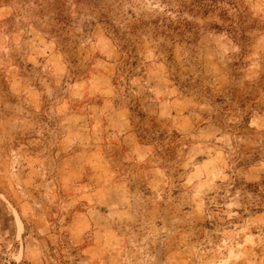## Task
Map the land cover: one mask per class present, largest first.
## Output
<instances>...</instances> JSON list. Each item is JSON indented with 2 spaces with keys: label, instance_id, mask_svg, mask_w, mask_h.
Listing matches in <instances>:
<instances>
[{
  "label": "rangeland",
  "instance_id": "1",
  "mask_svg": "<svg viewBox=\"0 0 264 264\" xmlns=\"http://www.w3.org/2000/svg\"><path fill=\"white\" fill-rule=\"evenodd\" d=\"M202 1L0 0V264H264V0Z\"/></svg>",
  "mask_w": 264,
  "mask_h": 264
},
{
  "label": "trees",
  "instance_id": "2",
  "mask_svg": "<svg viewBox=\"0 0 264 264\" xmlns=\"http://www.w3.org/2000/svg\"><path fill=\"white\" fill-rule=\"evenodd\" d=\"M221 2V0H205L202 1L201 4H199L197 6V9H201L203 7V9H207L205 10V12H209L211 11L215 6H217V3ZM99 21L101 23H103V28L105 30L104 34L107 37L113 38V35L116 36V39H118L119 41H121V38L118 35V31L116 29V26L114 25V23L111 20V17L107 16L106 14H104L103 12H99ZM179 25H182V21H178L177 22ZM142 25H145V22L143 20H140L137 22V24H131V26L129 27V34H134V32H138V30L142 27ZM160 28V26H156L155 29ZM157 31V30H155ZM174 33H176V35L181 36L180 32H179V28L178 27H174ZM138 40V39H137ZM125 47V45H123ZM133 47V49H135L136 45L131 44L129 46ZM132 49V48H131Z\"/></svg>",
  "mask_w": 264,
  "mask_h": 264
}]
</instances>
